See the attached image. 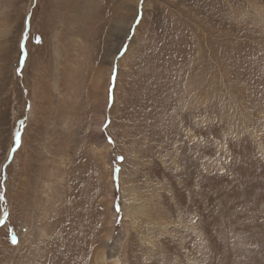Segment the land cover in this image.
I'll return each mask as SVG.
<instances>
[{"label": "rangeland", "instance_id": "1", "mask_svg": "<svg viewBox=\"0 0 264 264\" xmlns=\"http://www.w3.org/2000/svg\"><path fill=\"white\" fill-rule=\"evenodd\" d=\"M57 183L89 264H264V0H0V264Z\"/></svg>", "mask_w": 264, "mask_h": 264}, {"label": "bare ground", "instance_id": "2", "mask_svg": "<svg viewBox=\"0 0 264 264\" xmlns=\"http://www.w3.org/2000/svg\"><path fill=\"white\" fill-rule=\"evenodd\" d=\"M86 3H87V1H86ZM84 7H85V5H84ZM64 185L65 184H58L57 183L56 186H54L53 188H52V186L49 185L47 188L48 192H46L44 194L45 195L44 200L46 202L45 204L48 205V207L51 209V211L55 212V213H53L54 215H57V217H56L57 220L52 224L51 227H49V225H48V227H44V229L50 228L51 233H53V235L55 234V236H53V237H52V234H50L51 238L49 239V241H53L55 243V248L53 249L52 253H50L49 258L44 259V262L42 261V259H40V262L38 264H89V255L87 254V251L85 249L81 250V248H78L75 245H73L74 241L71 240V238L73 236H71L70 233H68V232H70V227L66 228L65 227L66 225L64 224L63 220H61V216H58L62 211H66V208H69V206L71 204V202H70L68 206L63 207V204H64L63 199L68 197V196H71L70 193L63 191L62 196L60 195V196L55 197L56 192L59 190V188L64 189ZM52 189H54V190H52ZM42 200H43V196H39V198L37 199L36 208H37V206H40ZM110 203L112 204V201ZM134 208L140 209V208H142V205L138 204ZM141 213H143V212H141ZM135 234H136V232H135ZM32 239H33V237L29 238L28 243H30ZM32 241L34 243H37V242H40L41 240L40 239H37V240L33 239ZM71 243H72V245H71ZM20 244L21 243H19V245ZM71 247H76V248H71ZM38 253H39V251H38ZM101 254L97 256V263L102 261L105 264H111V261H108L107 257H105L103 254L102 255ZM22 256H24V252H23V254L21 253L20 257L16 260L17 264H28L27 259H29V256L25 255L26 258H21ZM11 259H14V258L11 257ZM125 264H126V262H125Z\"/></svg>", "mask_w": 264, "mask_h": 264}]
</instances>
